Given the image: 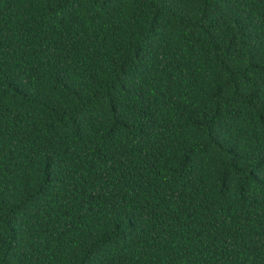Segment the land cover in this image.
Returning <instances> with one entry per match:
<instances>
[{
  "label": "trees",
  "instance_id": "trees-1",
  "mask_svg": "<svg viewBox=\"0 0 264 264\" xmlns=\"http://www.w3.org/2000/svg\"><path fill=\"white\" fill-rule=\"evenodd\" d=\"M0 264H264V0H0Z\"/></svg>",
  "mask_w": 264,
  "mask_h": 264
}]
</instances>
